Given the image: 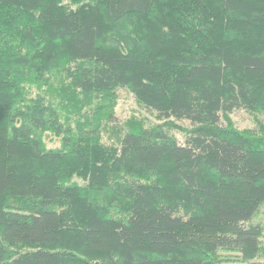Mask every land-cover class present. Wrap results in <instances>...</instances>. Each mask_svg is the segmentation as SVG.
Segmentation results:
<instances>
[{
	"label": "trees",
	"instance_id": "trees-1",
	"mask_svg": "<svg viewBox=\"0 0 264 264\" xmlns=\"http://www.w3.org/2000/svg\"><path fill=\"white\" fill-rule=\"evenodd\" d=\"M123 87L159 121L106 142ZM240 107L264 113V0H0V264H264Z\"/></svg>",
	"mask_w": 264,
	"mask_h": 264
},
{
	"label": "rangeland",
	"instance_id": "rangeland-1",
	"mask_svg": "<svg viewBox=\"0 0 264 264\" xmlns=\"http://www.w3.org/2000/svg\"><path fill=\"white\" fill-rule=\"evenodd\" d=\"M230 117L235 127L240 129L255 128L258 121L264 122V113L249 111L243 107L234 109ZM131 119H141L146 124L159 121L152 111L137 101L133 93L123 87L118 90V98L113 116L102 131V139L106 142H111L112 139L115 140L120 133V129ZM174 121L179 125H190V121L187 119H174ZM168 129L180 142H184L185 134L181 129L177 127H168ZM43 139L48 147H58L61 143L60 138L50 131L43 133Z\"/></svg>",
	"mask_w": 264,
	"mask_h": 264
}]
</instances>
